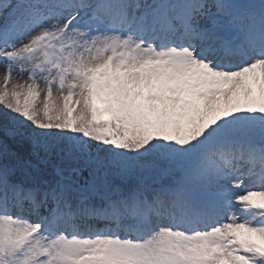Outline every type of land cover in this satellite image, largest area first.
Wrapping results in <instances>:
<instances>
[{
    "label": "snow or ice",
    "instance_id": "snow-or-ice-1",
    "mask_svg": "<svg viewBox=\"0 0 264 264\" xmlns=\"http://www.w3.org/2000/svg\"><path fill=\"white\" fill-rule=\"evenodd\" d=\"M0 264H264V0H0Z\"/></svg>",
    "mask_w": 264,
    "mask_h": 264
}]
</instances>
